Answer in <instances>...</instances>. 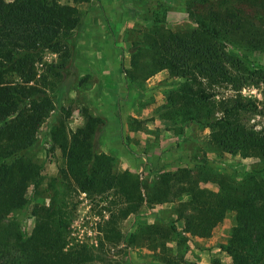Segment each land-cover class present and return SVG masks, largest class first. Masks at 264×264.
<instances>
[{"label": "rangeland", "instance_id": "obj_1", "mask_svg": "<svg viewBox=\"0 0 264 264\" xmlns=\"http://www.w3.org/2000/svg\"><path fill=\"white\" fill-rule=\"evenodd\" d=\"M76 5L80 24L69 35L64 58L72 65L70 85L62 84L63 77L53 67L60 62L59 54L46 50L36 64L53 107L38 128L35 144L23 156L40 167V177L26 186L27 204L12 210L4 222L17 223L30 233L34 205L48 206L56 200L51 181L64 159L49 131L63 123L70 136L84 125L87 112L102 121L94 135L95 151L110 157L115 173L126 171L139 178L144 201L136 213L119 220L106 234L111 194L65 188L61 208L66 247L86 245L94 256L88 264H174L179 259L229 263L231 257L220 246L228 241L233 213L227 211L207 236L196 235L186 224L189 216L196 215L186 182L200 190L237 192L248 179L264 180V157L217 149L210 142L212 128L206 124L221 116L216 106L219 96L213 102L183 103L179 95L183 81L166 69L154 73L145 45L155 28L194 29L198 12L209 5L241 9L242 20L263 27L264 0H89ZM230 44L234 53L264 67L263 49L239 40ZM261 89L245 86L241 95L262 100ZM220 92L232 94L227 89ZM237 116L258 129L264 125V105ZM164 174H170L166 183Z\"/></svg>", "mask_w": 264, "mask_h": 264}, {"label": "trees", "instance_id": "obj_2", "mask_svg": "<svg viewBox=\"0 0 264 264\" xmlns=\"http://www.w3.org/2000/svg\"><path fill=\"white\" fill-rule=\"evenodd\" d=\"M86 1L73 0L71 5L57 0H0V264H88L94 259L86 245L66 247L61 197L67 187L98 196L111 194L106 234L143 205L139 178L126 171L115 173L110 157L95 151L94 135L102 121L84 112V125L70 136L63 123L49 131L64 159L51 181L56 200L48 206L34 205L30 233L17 223L4 222L12 210L27 204L26 186L40 177V167L23 156L35 144L38 128L53 107L36 64L46 50L59 54L60 62L53 67L63 77L62 84L70 85L72 65L64 58L69 35L80 24L76 4ZM243 14L241 9L209 5L198 12L194 29L173 32L155 28L145 47L154 73L166 69L183 81L179 93L183 103L213 102L219 96L216 106L221 116L206 124L212 128L210 142L217 149L243 157H264V125L256 129L237 116L264 105V67L234 53L230 44L239 40L264 50V26L242 20ZM250 85L262 88V100L242 97V88ZM226 89L232 94L220 92ZM169 175H162L165 183ZM186 183L185 191L196 211L186 224L196 235L207 236L227 211L234 215L228 241L220 246L231 261L214 259L206 264H264V180L248 179L239 191L231 193L200 190ZM173 262L195 264L181 259Z\"/></svg>", "mask_w": 264, "mask_h": 264}]
</instances>
